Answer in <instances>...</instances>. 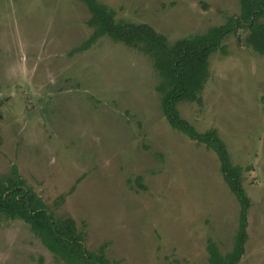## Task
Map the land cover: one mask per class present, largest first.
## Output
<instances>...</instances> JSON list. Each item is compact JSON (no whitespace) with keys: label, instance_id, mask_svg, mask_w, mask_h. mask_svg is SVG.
<instances>
[{"label":"rangeland","instance_id":"rangeland-1","mask_svg":"<svg viewBox=\"0 0 264 264\" xmlns=\"http://www.w3.org/2000/svg\"><path fill=\"white\" fill-rule=\"evenodd\" d=\"M169 41L238 15L239 0H100ZM81 0H0V174L15 163L89 250L118 264H209L230 250L240 203L213 149L170 125L149 55L90 34ZM227 34L209 55L201 101H181L198 131L215 128L249 197L237 264H264V53ZM0 264H67L20 218L0 214Z\"/></svg>","mask_w":264,"mask_h":264},{"label":"trees","instance_id":"trees-1","mask_svg":"<svg viewBox=\"0 0 264 264\" xmlns=\"http://www.w3.org/2000/svg\"><path fill=\"white\" fill-rule=\"evenodd\" d=\"M89 12L90 34L76 47L89 48L101 36L135 46L151 57L159 81L155 89L160 107L172 127L190 139L213 149L220 162V171L229 189L240 203L238 227L230 250L222 253L211 238L206 240L209 264H237L247 239L249 197L242 186V169L233 164L224 140L215 128L198 131L183 118L177 108L181 101H201L200 92L209 76V55L220 50L226 53L224 37L239 27L247 28L244 42L256 52L264 53V0H239L238 15L210 26L201 33L189 34L172 41L147 22L116 18L115 10L100 0H81ZM0 214L20 218L40 238L44 246L67 264H118L110 262L102 244L97 250L85 247L83 230L69 215H56L43 198L26 185L17 165L0 174Z\"/></svg>","mask_w":264,"mask_h":264}]
</instances>
